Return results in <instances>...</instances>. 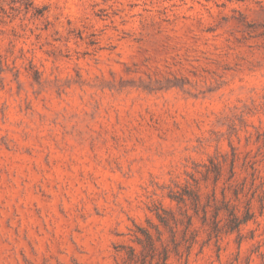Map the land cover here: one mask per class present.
Segmentation results:
<instances>
[{
	"label": "rangeland",
	"instance_id": "374dc122",
	"mask_svg": "<svg viewBox=\"0 0 264 264\" xmlns=\"http://www.w3.org/2000/svg\"><path fill=\"white\" fill-rule=\"evenodd\" d=\"M0 264H264V0H0Z\"/></svg>",
	"mask_w": 264,
	"mask_h": 264
}]
</instances>
